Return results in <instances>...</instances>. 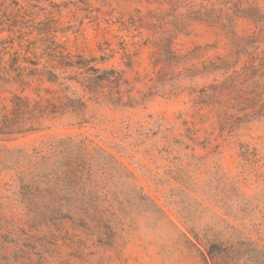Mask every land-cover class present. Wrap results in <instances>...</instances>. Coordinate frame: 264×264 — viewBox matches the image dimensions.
<instances>
[{
  "label": "rangeland",
  "instance_id": "374dc122",
  "mask_svg": "<svg viewBox=\"0 0 264 264\" xmlns=\"http://www.w3.org/2000/svg\"><path fill=\"white\" fill-rule=\"evenodd\" d=\"M69 139L92 185L43 180ZM214 244L264 264V0H0V264H206Z\"/></svg>",
  "mask_w": 264,
  "mask_h": 264
},
{
  "label": "trees",
  "instance_id": "16d2710c",
  "mask_svg": "<svg viewBox=\"0 0 264 264\" xmlns=\"http://www.w3.org/2000/svg\"><path fill=\"white\" fill-rule=\"evenodd\" d=\"M98 78V76H97ZM66 90L69 89V87L65 88ZM66 99H68V102L63 104L62 107H55L56 111L55 113H58L59 109L63 111V113L66 112H72L76 113V110L78 109V106L81 103H83L80 99H71L68 96H66ZM70 142V146L74 149H76L77 152H81L78 155H71L68 152L69 147L68 143ZM83 150H86L82 145H79V143L73 141V140H61L58 143H56L51 151L50 156L42 157L43 166L49 167V168H58L62 169V174H58L54 176H50L47 178V176H43V180L48 182V179H55L56 181L64 182L68 186H87L92 185L93 182V174L91 173V168L87 167L85 161L83 158ZM35 168L37 167L35 163ZM34 179L40 180L37 169L33 172ZM218 247L217 245L211 246V248L208 250V257L211 259V261L214 262V264L218 263V258L221 253H226L227 258V264H229V261L232 260L230 258V254L234 252L235 248H229L226 251L221 252V250H216ZM228 252V256H227ZM208 257H205V262L208 264Z\"/></svg>",
  "mask_w": 264,
  "mask_h": 264
}]
</instances>
